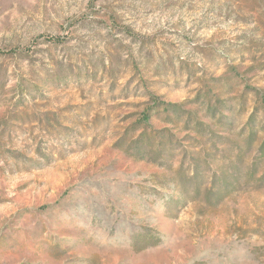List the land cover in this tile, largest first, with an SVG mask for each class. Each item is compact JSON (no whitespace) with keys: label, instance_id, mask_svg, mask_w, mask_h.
I'll list each match as a JSON object with an SVG mask.
<instances>
[{"label":"rangeland","instance_id":"1","mask_svg":"<svg viewBox=\"0 0 264 264\" xmlns=\"http://www.w3.org/2000/svg\"><path fill=\"white\" fill-rule=\"evenodd\" d=\"M0 264H264V0H0Z\"/></svg>","mask_w":264,"mask_h":264},{"label":"trees","instance_id":"2","mask_svg":"<svg viewBox=\"0 0 264 264\" xmlns=\"http://www.w3.org/2000/svg\"><path fill=\"white\" fill-rule=\"evenodd\" d=\"M160 107H162V110H164L165 112H169L170 108L174 107V104L171 103H166V102H160L158 103L157 101L155 102V108L159 109ZM150 111L146 110V112L143 115V121L145 122V124H149V118H150Z\"/></svg>","mask_w":264,"mask_h":264}]
</instances>
